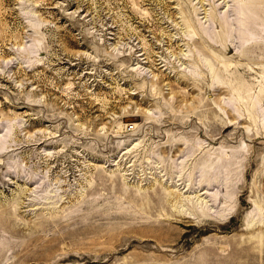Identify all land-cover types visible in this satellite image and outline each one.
I'll return each instance as SVG.
<instances>
[{
	"label": "rangeland",
	"instance_id": "1",
	"mask_svg": "<svg viewBox=\"0 0 264 264\" xmlns=\"http://www.w3.org/2000/svg\"><path fill=\"white\" fill-rule=\"evenodd\" d=\"M0 264H264V0H0Z\"/></svg>",
	"mask_w": 264,
	"mask_h": 264
}]
</instances>
